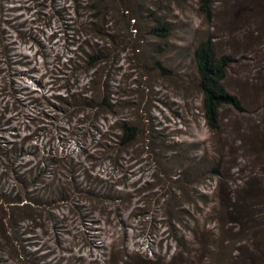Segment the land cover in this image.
Here are the masks:
<instances>
[{"label": "rangeland", "instance_id": "1", "mask_svg": "<svg viewBox=\"0 0 264 264\" xmlns=\"http://www.w3.org/2000/svg\"><path fill=\"white\" fill-rule=\"evenodd\" d=\"M8 1L6 5L4 3V12H1L0 4V119L3 120L0 140L17 143L20 140L17 135H30L34 139L28 138L30 143L39 144L42 148L34 158L25 152L15 157V169L20 162L28 164L31 161L34 165L41 155L43 162L39 165L45 167V157L50 155L59 162L75 161L87 172L85 176L74 173L75 180L61 176L72 201L35 210L37 221H43L44 225L35 228V233L39 234V240L36 238L38 244L26 249L38 251L37 256L46 250L52 251L55 256L50 261L53 264H228L226 259L237 250L240 258L234 259V264H264V220L255 237L224 224L222 232H215V235L223 238L221 251L224 249L226 254H223L224 257L219 255L215 262L206 253H201V245L196 244L197 238L189 235L188 228L194 224L182 216V208L179 209L181 216L177 215L182 222H168V215L173 211L171 206L177 207L178 201L170 202L171 206L167 207L150 203L156 196L151 184L160 181L159 178L154 179L155 171L152 169L160 170L164 166L163 163L157 165V161L164 160V154L161 156L149 150L144 160L140 146L129 154L108 152L112 158L119 159L120 166L114 170L107 160L106 148L97 146V139H75L71 133L78 124L76 116L65 117L62 113L52 118L42 113L38 127L40 132L33 134L36 122L26 126L32 116L30 99L62 93V89L57 88L63 79L58 77L54 64H50L53 59H59L61 53L65 56L63 43L67 33L54 18L48 21L47 0ZM140 1L145 15L152 14V17L170 23V34L162 39L147 38L141 42L140 54L129 52L119 58L118 73L115 75L112 72L115 75L113 86L117 99L126 101L129 106L116 107L110 119L114 121L123 115L125 119H135L142 124L138 117L141 114L152 120L148 123H156L157 128H161L157 134L164 138L194 142L216 157L222 155V169L228 176L220 177L224 187L230 185L231 179L237 175L257 172V166L264 157V0H211L209 17L200 9L199 0ZM35 3L37 7H34ZM34 8L42 11L34 14ZM143 19L147 23L151 17ZM20 29L30 30L29 35H23ZM208 35L215 53L229 57L222 83L239 101L238 108L229 104L221 106L220 128L216 132L207 127L200 111L201 93L195 84V66L191 60L193 47ZM154 42L161 46L156 58L170 69L169 74H159L154 70L147 72L141 66L142 62L151 64V48L156 46ZM63 60L64 57L59 64ZM55 67L60 69V65ZM39 109L51 111L46 104ZM141 142L139 138L135 146ZM108 143L112 141L108 139ZM24 145L30 147L29 142ZM45 171L44 181H48L53 173ZM79 179L82 181L76 183ZM216 179L206 175L199 184L208 195L211 193L210 200L213 199L211 191ZM77 184L81 190L111 192L113 197L121 199L95 203L94 199L87 198V194L75 189ZM139 199H144V203L147 201L146 207L136 203ZM181 199L185 203L183 207L192 212L200 205L183 197ZM117 203H124L118 211L121 220L118 217L117 220L120 222L112 211ZM207 206L203 209L206 216L211 203ZM258 208L261 210L259 219H264V203ZM51 213L61 222L53 221ZM202 222L204 220L197 217L199 228ZM208 224L211 227L214 225L217 230V221L208 217ZM209 242L206 240V246ZM177 244L183 253L176 254ZM243 251L245 255L242 258ZM30 259L7 255L0 264L33 263Z\"/></svg>", "mask_w": 264, "mask_h": 264}, {"label": "trees", "instance_id": "2", "mask_svg": "<svg viewBox=\"0 0 264 264\" xmlns=\"http://www.w3.org/2000/svg\"><path fill=\"white\" fill-rule=\"evenodd\" d=\"M47 1L48 11L47 14L45 11L43 13L48 16V21L54 18L59 25H63L64 31L67 33L63 43L65 56L61 53L59 59H53L50 64L51 66L54 64V69L59 74L58 77L63 79L57 88L62 89V93H49V96L44 94L30 99V104H33L30 114L32 116L26 126L36 122L37 127L33 128V134L40 132L38 127H40L42 113L43 115L48 114L51 118L62 113L65 117L76 116L75 121L78 124L71 133L75 139H83L82 141L97 139V146L106 148L104 151L108 154L107 160L114 170L120 166L119 159L112 158L108 152L129 154L140 146V154L142 153L144 160H146L144 155L149 150L154 153L158 152L161 156L164 154L162 157L164 160L157 161V165L163 163L164 166L160 170L152 169L155 171L154 179L159 178L160 181L157 184H151L156 196L150 203H159V206L167 207L171 206L170 202L178 201L177 207L171 206L173 211H170L168 215V222L173 220L177 223L182 222L178 217L181 216L179 209L182 208V216H185L189 222L193 221L194 224L188 228L189 235L197 238L196 244L201 245V253H206L211 261L216 262L219 255L224 257L226 254L224 249L221 251L223 238H217L215 235V232H222L224 224L239 232L248 233L246 235L251 233L250 235L253 234L252 236L255 237L264 220L259 219L261 210L259 211L258 208L261 203H264V157L257 166V172L251 171L246 175H237L231 179L230 185L224 187L221 185L220 177L228 178V176L224 175L222 169L224 163L222 155L216 157L207 148L201 149L194 142L186 143L182 140L177 142L164 138L163 135L157 134L160 133L158 129L161 128H157L156 123H148L152 120L141 114L138 117L142 124H138L135 119H125L122 117L123 115H120L121 118H115L114 121L110 119V115L116 107L129 106L125 104L126 101L117 99L113 86L115 85L113 79L115 80L117 69L120 67L118 62L121 59L119 58L129 52H139L138 54H140L142 51V49L140 50L141 42L148 40L147 38H166L170 34V23L159 17H152V14L145 15V9L142 8L140 0ZM8 2V0H0L1 12H4V3L6 5ZM211 3V0H199L200 9L208 17L211 15ZM34 7H37L36 3ZM34 11V14H38L42 10L34 8ZM147 17H151V19L145 23L143 18ZM22 30L20 29V32L23 35H29L30 30ZM154 44L156 46L151 48L153 52L150 55L153 58L151 64L142 62L141 66L147 72L154 70L159 74H169L170 69L156 58L161 46L155 42ZM62 57H64L63 63L59 64ZM79 57L83 59H78ZM53 58L56 59L55 54ZM191 60L195 66V84L201 93L200 111L207 127L212 132H216L220 128L219 110L221 106L229 104L239 107L238 98L230 94L222 83L229 57L226 54L215 53L214 44L208 35L193 47ZM46 65L48 66V64ZM58 65H60V69L55 67ZM108 70L111 72L107 73ZM112 72L115 75H112ZM43 104H46V107L51 111L46 112L39 109V106ZM135 108L137 109L138 106L135 105ZM2 115L4 116V113ZM2 123L3 120L0 119V125ZM144 125H148V127ZM17 136L20 138L17 143L0 140V262L5 261L9 255L16 258L18 256L31 258L33 263L29 264H53L50 261L55 256L52 251L46 250L37 256L38 251L26 249L38 244L39 241L36 238L39 240V234L35 233V228L38 229L44 225L43 221H37L35 210L38 207H54L68 201L70 203L72 196L68 193L63 179L73 177L75 180V174L81 173V176H85L87 172L75 161L63 162V160L59 162V159L50 155L48 158L45 157V167L39 165L40 162H43L41 155L34 165L31 161H28V164L20 162L16 165L18 168L15 169L13 165L15 157L22 156L25 152L34 158L42 149L39 144L30 143L29 139L34 140L30 135ZM139 138L142 139V142L135 146ZM108 139L112 143L109 144ZM27 142H29L28 146L32 147L31 150L30 147L24 145ZM257 144L254 146L256 147ZM217 152L221 153L220 150ZM45 170H50L53 173L48 181H44ZM62 175L65 178L61 179ZM206 175L217 178L211 191L212 200L209 199L211 193L208 195L207 191L199 185ZM81 181L82 179H79L75 182L80 183ZM114 188L111 190H116ZM75 189L87 194V198L94 199L95 203H102L103 200L121 199L113 197L111 192L95 189V191L81 190L78 184L75 185ZM71 194L74 195V192ZM181 197L196 205L200 203V205H197V209H193V212L187 210L182 205L185 203ZM209 202L211 206L206 216L203 209L208 208ZM136 203H141L145 207L147 205V201L144 203V199H139ZM119 207H124V203H117L112 210L116 220L117 217L118 220H121L118 214ZM135 211H137L136 208ZM157 213L161 215L159 211ZM51 214L53 221L61 222L60 219H55L53 213ZM132 214L137 216L141 213ZM141 216L143 215L141 214ZM197 217L204 220L200 228L197 225ZM208 217L217 221V230L214 229V225L213 227L209 226ZM46 233L45 231L44 235ZM150 233L152 234V230ZM181 235L184 236L185 233H181ZM174 240L177 241V237ZM206 240L210 241L208 246H206ZM178 244L176 254L183 253V249ZM125 255L127 256V254ZM244 255L243 251L242 258ZM230 256L226 259L228 264H234L236 262L234 259L240 258L238 250Z\"/></svg>", "mask_w": 264, "mask_h": 264}]
</instances>
